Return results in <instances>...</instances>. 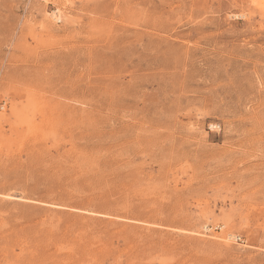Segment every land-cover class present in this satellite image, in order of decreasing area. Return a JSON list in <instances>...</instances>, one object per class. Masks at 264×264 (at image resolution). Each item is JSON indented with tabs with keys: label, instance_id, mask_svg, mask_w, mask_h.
<instances>
[{
	"label": "rangeland",
	"instance_id": "374dc122",
	"mask_svg": "<svg viewBox=\"0 0 264 264\" xmlns=\"http://www.w3.org/2000/svg\"><path fill=\"white\" fill-rule=\"evenodd\" d=\"M0 264H264V0H0Z\"/></svg>",
	"mask_w": 264,
	"mask_h": 264
},
{
	"label": "bare ground",
	"instance_id": "6f19581e",
	"mask_svg": "<svg viewBox=\"0 0 264 264\" xmlns=\"http://www.w3.org/2000/svg\"><path fill=\"white\" fill-rule=\"evenodd\" d=\"M58 15V12L57 11H53L52 13H51V16H57ZM57 17H55V19H56ZM58 18H59V16H58Z\"/></svg>",
	"mask_w": 264,
	"mask_h": 264
}]
</instances>
